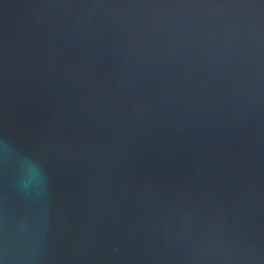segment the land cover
Instances as JSON below:
<instances>
[{
	"label": "water",
	"instance_id": "water-1",
	"mask_svg": "<svg viewBox=\"0 0 264 264\" xmlns=\"http://www.w3.org/2000/svg\"><path fill=\"white\" fill-rule=\"evenodd\" d=\"M0 264H264V0H0Z\"/></svg>",
	"mask_w": 264,
	"mask_h": 264
}]
</instances>
